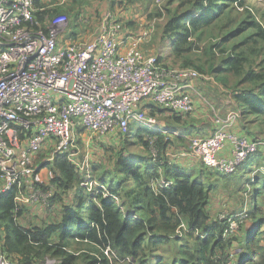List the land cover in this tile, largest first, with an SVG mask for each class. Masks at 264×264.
<instances>
[{
  "label": "built area",
  "instance_id": "1",
  "mask_svg": "<svg viewBox=\"0 0 264 264\" xmlns=\"http://www.w3.org/2000/svg\"><path fill=\"white\" fill-rule=\"evenodd\" d=\"M36 1L0 0V195L17 187L19 206L52 198L54 189L43 195L37 187L34 164L35 156L49 149L46 164L66 155L85 173L81 188L102 192L120 203L106 186H96L89 174V155L79 159L83 139L79 130L90 134L89 146L93 137L131 136L133 123L155 129L156 121L140 109L146 100L172 114L194 116L193 83L203 75L194 68L169 67L160 55L143 51L154 35V24L130 37L131 44L123 50L124 29L111 13L89 40L64 44L61 34L69 27L68 17L41 26ZM240 118L237 111L226 117L214 112L215 132L189 137L191 156L222 175L236 174L263 145L234 130ZM158 157L155 150L153 161ZM155 183L160 188L173 184L163 178ZM247 217V212L229 216L225 236L234 234ZM188 231L182 224L177 234ZM110 252L105 251L108 256ZM0 264H17L3 254L1 246Z\"/></svg>",
  "mask_w": 264,
  "mask_h": 264
},
{
  "label": "rangeland",
  "instance_id": "2",
  "mask_svg": "<svg viewBox=\"0 0 264 264\" xmlns=\"http://www.w3.org/2000/svg\"><path fill=\"white\" fill-rule=\"evenodd\" d=\"M195 1L164 0L158 3L156 0H39L43 6L41 10L51 12L50 16L52 15L46 25H50L59 16L68 17L69 27L61 34L64 44L89 40L107 13L113 14L122 24L125 33L129 35H137L154 24V35L144 46L147 53L166 54L161 59L169 67L198 70L205 76L198 88L203 99L201 101L204 104L205 101L213 104L220 116H224L230 110L242 113L240 128L250 138L257 140L260 138L264 141V116L247 114V108L241 99L247 94L259 93V90L261 92L264 89V40L256 35L258 29L254 25L264 28V0H239L235 3H227L222 15H219L211 25L200 26L195 31L188 42L187 47H191L190 51L179 57L173 54L175 38L165 34L164 30L172 17L184 14L198 17L199 13L194 7ZM232 60L239 61L237 69L231 67ZM220 100L222 101L219 102ZM141 108L147 117L156 121L155 129L133 123L131 136L93 137L89 146L87 141L91 137L90 134L82 128L79 130L83 138L78 146L81 150L79 159L84 160L89 155V174L91 173L93 181L97 183L96 186L105 185L110 188L115 187L118 182L125 183L124 180L128 177L117 165L119 158L128 160L143 170L147 164L150 165L152 162L157 164L153 161L155 150L164 160L168 148L182 149L188 143L189 137L208 136L209 131L214 129V114L209 113L210 117L202 119L193 116L180 117L158 108L151 100L143 102ZM178 135H185L187 138H179ZM50 154L51 150L46 149L37 154L34 161L35 167L38 168L37 187L43 195L48 192L47 184H51L55 176L50 165H45V160ZM252 162L255 164L251 165ZM249 163L245 170L241 168L234 175L226 176L217 171L218 174L216 170L207 169L201 164L191 173L194 178L202 179L207 186L214 185L210 193V208H208L213 221L219 219L227 222L229 216L239 217L245 212L250 213V218L241 220L242 225L237 233L239 238L245 234L251 233L250 236L254 234L255 249L260 253L258 261L261 254L264 256V222L257 224L258 220L264 219V154L261 153L259 158H252ZM44 168L45 171L41 172ZM79 173L82 184L85 173ZM127 186L129 189L133 188L134 181L128 182ZM93 192L96 193L95 190ZM89 193L88 191L84 194L85 198L88 199ZM80 196L70 192L65 201L70 202L71 199L73 203ZM63 203L61 199L55 200L52 197L44 200V197H40V201L33 206H43L47 209L50 218H53L54 214L61 210ZM222 216L226 218L221 220ZM26 217L29 220L25 218L22 221L23 225L38 223L36 221L40 219L34 220L30 215ZM0 233L2 236V231ZM55 240H59L58 236H55ZM70 244L68 252L79 258L76 264L90 262L91 260L85 255H95L102 259V255L85 242L72 239ZM183 245H193L191 236L183 239L169 237L158 245L153 244L145 253L144 264H155V257L165 259L168 264L177 263L183 258L180 254ZM231 247L229 254L233 260L238 261L241 257H247V252L239 241H234ZM109 257L110 264H140V261L126 260L127 258H120L111 252ZM62 262L63 257L51 256L44 264H62ZM256 264H264V259L262 263Z\"/></svg>",
  "mask_w": 264,
  "mask_h": 264
},
{
  "label": "trees",
  "instance_id": "3",
  "mask_svg": "<svg viewBox=\"0 0 264 264\" xmlns=\"http://www.w3.org/2000/svg\"><path fill=\"white\" fill-rule=\"evenodd\" d=\"M238 1L196 0L194 7L199 13L198 17L186 14L172 17L164 33L175 38L173 54L180 57L190 51L191 47L187 46L195 31L200 26L211 25L222 15L227 3ZM36 6L39 8L37 21L45 26L52 16L51 12L41 10L43 6L39 0ZM254 25L258 29L256 35L264 40V28ZM230 64L234 69L239 67L238 60H232ZM241 99L247 114L264 116V89ZM154 162L157 164L152 162L141 170L128 160H117V165L128 179L124 180L125 183L118 182L115 187L106 188L120 200L118 203L114 198H105L102 192H90L89 200L85 198L84 194L88 191L81 188L79 171L66 155H57L51 163L45 165H50L55 175L51 183L55 187L53 198L64 202L62 221L42 227H23L19 218L24 209L16 201L18 188L1 194L0 246L3 254L17 264H44L51 256L63 257L62 264H76L78 256L68 252L71 240L75 239L89 244L102 255V259L95 255H85L91 260L87 264H110V257L105 253L107 249H111L120 258L144 264L145 253L153 244L158 245L169 237L183 239L191 236L193 245L181 246L180 254L183 258L172 264L262 263V254L257 261L260 253L255 249L254 234H245L239 238L237 232L240 224L234 234L225 236L229 224L211 219L208 206L214 185L207 186L202 179L194 178L181 168L172 166L166 155L164 160L159 156ZM162 178L173 182L172 186H155L154 183ZM131 180L134 186L129 189L127 185ZM70 192L81 196L76 202L72 203L70 199L71 204L65 205ZM247 214V218H250V213ZM262 222L264 219L258 220L257 224ZM182 224L189 231L179 236L177 231ZM55 236H58V241ZM234 241L244 246L247 257L233 260L229 252ZM154 260L155 264H168L163 258L155 257Z\"/></svg>",
  "mask_w": 264,
  "mask_h": 264
},
{
  "label": "crops",
  "instance_id": "4",
  "mask_svg": "<svg viewBox=\"0 0 264 264\" xmlns=\"http://www.w3.org/2000/svg\"><path fill=\"white\" fill-rule=\"evenodd\" d=\"M132 36L133 35H131V34L130 35L129 34H126L125 33V30H123V38H124V41H125V44L123 45V47H124L123 50H125L126 48H128V46L131 44V40L129 38L132 37ZM144 46H145V44L142 46L143 51L146 54H149L145 50V47ZM164 55H166V54H161L160 56L161 57H165ZM163 59H165V58H163ZM203 78H205L204 75H203V77L195 80L194 83H193L192 96H193V99H194L195 105H196V114L193 117H195L196 119H198V118H201L202 119V118H205V117H210L211 115H209V113L210 114H214V112H218V110L216 109V107L213 104H210L208 101H205V104H204L201 101L203 99H202V96H201V92H199L198 88L200 87V85H201L200 82L202 81ZM221 101L222 100H220L219 102H221ZM140 109H141V111H143V108H141V106H140ZM230 112H232V110H230L229 112H227V114H229ZM227 114H225L224 116H220V115L219 116L220 117H226ZM173 115H175V114H173ZM239 122H240V119L237 122L234 130L237 131V133H239V134H245V131L240 128ZM216 129H217V126H216V124H214V129H212L211 131H209V135L208 136L212 135L215 132ZM179 136L180 135H178V137ZM253 139H256V138H253ZM259 140H260V138H259ZM260 141L263 142V145L261 147V150H260L259 153L253 155L252 158H254V157H258L259 158V155L261 153L264 154V141L263 140H260ZM188 143L182 149H174V147L168 148V150H167L168 157L167 158H168V160H169V162L171 163L172 166L179 167L186 174H189V175L193 176L191 172H194L195 169L197 170V167H199L200 164L202 166H204V165H203V163L199 159L191 156V154H190V147H189V144ZM252 158H250L248 162H246L243 166H241V168H243L242 170H245L250 165L249 162H251ZM253 162H252L251 165H254L255 164ZM257 162H259V161L257 160ZM205 168H207V167H205ZM45 169L46 168H44L41 172H44ZM207 169H209V168H207ZM210 170H213V169H210ZM36 177H38V175ZM47 185H49V187H48L49 189L52 188V189L55 190V187L52 186L51 184H47ZM154 185H156V183H154ZM68 203L71 204V202H69V200L65 201V205H67ZM33 205L34 204H25V205H22V207L24 209V213L19 218V223H20L21 226H23V227H34V226L42 227V226H46L47 224L60 223L62 221V218L64 216V214H63V205L61 206L62 207L61 210H59L58 213H55L54 214V217L53 218H50L49 214H47L48 213L47 212V209H45L43 206H33ZM208 208H210V199H209V206H208ZM208 211H209V209H208ZM26 215H30L32 217V219H34V220H37L36 218H40V219L36 221L38 223H34V222L32 224L29 223L30 225L28 223H24L25 225H23L22 224V221L25 220V218L27 220H29V218L26 217Z\"/></svg>",
  "mask_w": 264,
  "mask_h": 264
}]
</instances>
